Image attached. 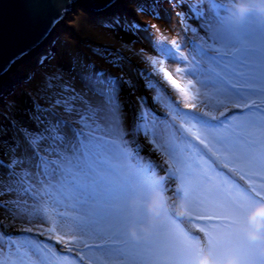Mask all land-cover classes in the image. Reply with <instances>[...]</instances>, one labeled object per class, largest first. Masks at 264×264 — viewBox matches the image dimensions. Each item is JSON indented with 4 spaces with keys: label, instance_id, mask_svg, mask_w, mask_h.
<instances>
[{
    "label": "snow or ice",
    "instance_id": "snow-or-ice-1",
    "mask_svg": "<svg viewBox=\"0 0 264 264\" xmlns=\"http://www.w3.org/2000/svg\"><path fill=\"white\" fill-rule=\"evenodd\" d=\"M199 3L201 7L198 10L194 6L197 18L204 16L202 5L205 3L211 5L214 15L211 19H206L203 25L210 32L209 42L204 46H194L196 57L201 62L196 67H206L204 62L208 59H223L229 56L235 58L237 63L236 66H233L232 62L218 65L219 70L214 72L217 83L213 85L198 82L205 87L216 88L228 103L246 109L238 114L231 127L244 130L248 143L225 148L219 145L213 136V133L218 131V124H213L204 116L181 111L180 114L187 117L189 122L184 131L218 159L223 157L234 161L249 172L264 173V24L244 28V23L235 25L225 18L222 13L226 5L218 0H199ZM173 44L175 45V41ZM221 49L224 51L221 52ZM160 55L173 62L176 60V54L167 47L161 48ZM44 59L46 58L41 59V63ZM159 64V71L182 96L189 101L196 99L199 93L192 92L195 88L192 79L185 83L180 76V68L174 70V78L164 67L163 59ZM86 67L88 70L79 76L82 85L80 89L74 84L63 82L61 91L55 93L57 98L52 100L49 107L34 106L29 118L36 122V127L29 129L21 125L18 127V136L13 138L11 143L4 141L5 158H0V168L7 170L4 175L14 183L0 179V196L9 197L0 200V209H4L5 213L12 217H18L20 212L27 211L21 207L20 194L33 192V172L27 165H31L35 159L38 163L34 167L42 174L57 179L56 191L67 190L79 205L88 207L86 214L77 213L75 217H71L72 226L81 236L98 241L92 250L101 249L99 253L109 261H116L117 264H194L196 256L205 249L220 253L224 248L231 247L245 264H264V256L259 255L254 246L235 230V224L248 210L258 203H264V194L256 190L255 185H251L249 189H240L233 185L228 189L229 195L226 199H215L213 188L209 187L213 184L209 174L212 169L200 155H196L197 163L211 181L204 191L198 190L197 184L186 177L185 169L179 164L173 166V173L163 177L155 172L151 162H148L147 167L137 165L135 172L126 174L118 164L142 160L139 156V146L134 140L126 141L125 134L121 131L122 105L119 101V91L120 84L126 82L103 71H96L93 65ZM245 68L247 71L243 70ZM63 75V70L46 74L44 89L55 87L53 82L63 81ZM184 75L193 79L196 77L195 72L190 69H186ZM149 86L156 85L149 81ZM62 93L70 95L64 96ZM91 95L99 97V101L94 102L90 98ZM256 98L260 103H257ZM140 99L143 104L144 98ZM185 106L196 107L194 103H186ZM176 107L179 109L178 105ZM61 111L67 115L62 116ZM73 116L75 120L71 119ZM141 117L143 118V113ZM227 123L228 121H223L219 125L227 129ZM75 124L80 125L79 129L74 127ZM140 128L145 135L148 134L147 126L141 125ZM254 130H259V137L255 135ZM97 132L103 134L96 135ZM105 135L109 138L105 139ZM112 147L118 149V157L112 165L119 170L118 178L108 172L94 169L91 162L94 155L100 157L101 153H108ZM194 147L191 142H186L185 147L177 148L183 153L185 148ZM49 153L54 154L56 159H49ZM191 154L193 155L192 152ZM173 176L180 181L177 191L183 198L189 204L205 210L195 219H215L220 221L219 225L200 229L204 236L199 239L190 237L179 228L167 231L166 226L173 224L176 217L173 211L157 225L151 238L131 239L127 233L128 227L133 223H145L147 213L143 208H131L129 201L134 197H141L146 201L153 189L162 187ZM217 179H220L219 176ZM227 183V180L220 179L219 185L214 187H224ZM261 188H264V183ZM13 195L15 199L12 198ZM2 228L0 225V264H5L2 258L5 247L9 250L14 248L15 255L19 258L18 264H25L21 249L34 246L16 243ZM52 231H55V228ZM36 247L38 251L51 255L47 248Z\"/></svg>",
    "mask_w": 264,
    "mask_h": 264
},
{
    "label": "rangeland",
    "instance_id": "rangeland-1",
    "mask_svg": "<svg viewBox=\"0 0 264 264\" xmlns=\"http://www.w3.org/2000/svg\"><path fill=\"white\" fill-rule=\"evenodd\" d=\"M218 2L226 5L228 0ZM194 6L197 10L201 7L199 0H121L106 13L72 14L42 49L0 83V158H5L4 141L11 143L12 139L18 136L19 126L29 129L36 127V122L29 118L34 106L49 107L52 100L57 98L55 93L61 91L65 81L80 89V74L88 70L87 65H93L96 71H103L126 82L120 84L119 91V101L122 105L121 131L124 134L128 131L127 141H135L142 158L127 161L128 168L124 170L126 174L135 172L137 165L147 167L148 162H151L155 172L163 177L174 172L173 166L180 165L185 169L186 177L197 184L199 191H204L211 181L197 163L196 155H200L212 169L209 174L213 184L209 187L213 188L215 199H226L229 195L228 189L233 185L240 189H249L251 185H255V189L264 194V188H261L264 173L249 172L234 161L223 157L218 159L184 131L189 122L187 117L180 114L181 111L204 116L213 124H218V131L213 133V136L217 143L225 148L248 143L244 130L231 127L238 114L246 109L228 103L216 88L205 87L198 82L202 81L208 85L217 83L214 75V72L219 70L217 66L229 62L236 66L237 61L231 56L223 59L211 58L204 62L206 67H196L201 62L196 57L194 46H204L209 42L210 32L203 25L206 19L212 18L214 10L211 5L205 3L202 5L204 16L197 18ZM259 25L258 20L250 16L243 27ZM164 47L172 49L176 54L175 62L161 57L160 50ZM223 51L221 49V52ZM42 58H46L43 63ZM161 59L174 78V70L180 68V76L185 83L192 79L195 85L192 92L199 93L195 100L189 101L182 96L159 71ZM153 61L157 63L154 64ZM186 69L195 72V79L184 75ZM59 70H63V81H54L55 87L44 89L45 75ZM243 70L247 71L246 68ZM149 81L156 86L150 87ZM62 95L68 96L70 93ZM90 98L94 102L100 99L95 95ZM140 98H144L143 104ZM256 99L257 103H260L259 99ZM186 103H194L196 107H186ZM60 114L67 115L62 111ZM213 117L215 119H212ZM71 119L75 120V117ZM223 121H228L225 124L227 129L219 125ZM75 125L80 127L79 124ZM141 125L148 127L147 135L139 132ZM254 132L259 137V130ZM136 138L141 139L140 143H136ZM186 142H191L195 147L185 148L181 153L177 147H185ZM115 149H111L113 158L118 154ZM48 158L56 159L51 153ZM36 163L38 161L34 159L31 165H27L33 172V192L20 194L21 207L27 211L20 212L18 217H12L6 214L4 209H0V225L3 226V232L18 244L34 246L21 249L25 264H117L116 261H109L102 256L99 253L101 249H96L97 252L92 250L98 241L81 236L72 226L71 217H75L77 212L68 208V191H56L57 179L42 174L34 167ZM92 167L108 172L106 168L93 163ZM6 172V169L0 168V179L14 183L4 175ZM108 173L118 178L112 172ZM217 176L227 180V185L215 188L214 186L220 183ZM179 185L180 181L173 176L162 186L171 198L170 203L182 196L177 191ZM12 198L15 199V196ZM5 199L9 197L0 196V200ZM17 211L19 212V209ZM203 211L205 210L189 204V215H176L173 224L167 225L166 230L179 228L192 238L203 237L204 233L200 229H208L220 223L215 219H195ZM164 220L165 218L162 221ZM53 228L55 231H52ZM36 246L40 249L47 248L51 255L38 251ZM2 258L9 259L11 264H18L19 258L16 257L14 248L9 250L5 247Z\"/></svg>",
    "mask_w": 264,
    "mask_h": 264
},
{
    "label": "water",
    "instance_id": "water-1",
    "mask_svg": "<svg viewBox=\"0 0 264 264\" xmlns=\"http://www.w3.org/2000/svg\"><path fill=\"white\" fill-rule=\"evenodd\" d=\"M121 0H0V83L78 13H101Z\"/></svg>",
    "mask_w": 264,
    "mask_h": 264
},
{
    "label": "clouds",
    "instance_id": "clouds-1",
    "mask_svg": "<svg viewBox=\"0 0 264 264\" xmlns=\"http://www.w3.org/2000/svg\"><path fill=\"white\" fill-rule=\"evenodd\" d=\"M224 15L235 25L244 23L249 16H254L260 24H264V0H228ZM75 127L79 128L78 125ZM170 199L162 187L153 189L146 201L141 197L132 198L129 201L130 207L143 208L147 220L142 224H131L127 229L128 236L133 240L149 239L155 234L157 225L170 212L174 211L181 217L189 215V204L183 196L173 203H170ZM235 230L254 246L259 255L264 256V203H258L248 210L235 224ZM194 264H245V261L233 248L226 247L220 253L211 249L203 250L196 256Z\"/></svg>",
    "mask_w": 264,
    "mask_h": 264
},
{
    "label": "flooded vegetation",
    "instance_id": "flooded-vegetation-1",
    "mask_svg": "<svg viewBox=\"0 0 264 264\" xmlns=\"http://www.w3.org/2000/svg\"><path fill=\"white\" fill-rule=\"evenodd\" d=\"M127 126V125H126ZM75 127V126H74ZM124 127H125V125H124ZM128 127V126H127ZM75 128H77V127H75ZM154 127H152V129H153ZM77 129H79V128H77ZM122 129H123V127H122ZM121 129V130H122ZM139 130V132L142 134V135H144L145 133H144V131L141 129V128H139L138 129ZM135 134V133H134ZM105 139H108L109 137L107 136V137H104ZM125 140L127 141V139H128V131H126V133H125ZM140 141H141V139L140 138H136V143H140ZM112 149V148H111ZM110 149V151L108 152V153H101L100 154V157H97V156H93V158H92V163L94 164V165H98V166H100V167H104V168H106L107 169V171L108 172H112L113 174H115L116 176H118V170H117V168H115V167H113L112 165L115 163V159H117V157H116V155H115V157L116 158H113V154H112V150ZM118 149H115V151H117ZM127 162V161H126ZM126 162H124L122 165H118V166H122L123 167V169L125 170L126 168H128V165H126ZM69 195H67L68 197H69V202L67 203L68 204V208L70 209V210H72V211H75V212H77V213H82V214H86L87 212H88V207L86 206V205H79L77 202H76V200H75V198H74V196L72 195V193L71 192H67ZM73 204H75L76 206L75 207H73L72 205ZM5 261V264H11V262L9 261V259H5L4 260Z\"/></svg>",
    "mask_w": 264,
    "mask_h": 264
},
{
    "label": "bare ground",
    "instance_id": "bare-ground-1",
    "mask_svg": "<svg viewBox=\"0 0 264 264\" xmlns=\"http://www.w3.org/2000/svg\"><path fill=\"white\" fill-rule=\"evenodd\" d=\"M113 8H114V7H113ZM113 8H112V9H113ZM116 152H118V150H117ZM116 157H118V154H116Z\"/></svg>",
    "mask_w": 264,
    "mask_h": 264
}]
</instances>
